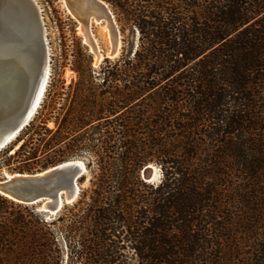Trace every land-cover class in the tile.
<instances>
[{
	"label": "trees",
	"instance_id": "16d2710c",
	"mask_svg": "<svg viewBox=\"0 0 264 264\" xmlns=\"http://www.w3.org/2000/svg\"><path fill=\"white\" fill-rule=\"evenodd\" d=\"M104 1L138 45L102 69L100 159L55 217L0 195V264H263L264 0Z\"/></svg>",
	"mask_w": 264,
	"mask_h": 264
},
{
	"label": "rangeland",
	"instance_id": "374dc122",
	"mask_svg": "<svg viewBox=\"0 0 264 264\" xmlns=\"http://www.w3.org/2000/svg\"><path fill=\"white\" fill-rule=\"evenodd\" d=\"M36 1L46 27L49 47L48 79L41 104L32 121L10 146L0 151V178L5 173L40 172L54 166L49 164L54 159H59L57 163L82 159L86 166L87 163L100 159L92 153L91 148L98 144L93 140L98 137L96 132L100 131L101 137L106 135L104 129L107 123L101 119V125L97 126V114L104 118L109 114L105 97L109 89L108 83H103L102 69L109 64L107 61L113 64L122 55H132L138 45L137 30L124 22L105 1L114 14L120 35L119 46L116 56L112 57L106 22L92 21L89 31L100 55L98 60L92 47L85 42L80 23L65 10L60 0ZM116 31L115 28L113 33ZM116 85L122 88L121 83ZM115 112L118 116L130 114L128 110L121 108L115 109ZM30 149H37L36 158L22 160V153L28 154ZM147 164L156 167L157 173L151 181L145 182L159 184L162 180L160 166L155 162ZM87 170L88 180L81 191L89 185L91 172L88 167ZM78 198L79 196L73 203ZM73 203L64 204L57 214Z\"/></svg>",
	"mask_w": 264,
	"mask_h": 264
},
{
	"label": "water",
	"instance_id": "95a60500",
	"mask_svg": "<svg viewBox=\"0 0 264 264\" xmlns=\"http://www.w3.org/2000/svg\"><path fill=\"white\" fill-rule=\"evenodd\" d=\"M60 1L78 23L89 24L103 16L112 20L117 31L110 54L115 57L119 31L109 5L103 0ZM46 36L36 0H0V151L15 141L41 104L44 92L37 99L49 63ZM87 171L82 159H71L36 173L4 175L0 195L54 217L64 204L77 199L88 180ZM141 173L147 181L151 168L145 166Z\"/></svg>",
	"mask_w": 264,
	"mask_h": 264
},
{
	"label": "bare ground",
	"instance_id": "6f19581e",
	"mask_svg": "<svg viewBox=\"0 0 264 264\" xmlns=\"http://www.w3.org/2000/svg\"><path fill=\"white\" fill-rule=\"evenodd\" d=\"M102 20H104L106 22V28L109 29V35H110L111 47H112V45L114 43V40H115V34L113 33V31H115V26H114V24H113V22H112V20L110 18L108 19V18H106V17L103 16L98 21H102ZM91 22L92 21H90L89 24H84V23H82V22L79 21V23H80V30L82 31V33L84 35L85 42L88 43L92 47V51L94 50V53L96 54V57L99 60L100 59V55H99V53L97 51L96 44L93 41V39L91 38V36H90L89 28H90ZM118 46H119V41H117V50H118ZM48 74H49V66L47 64L46 67L44 68V75L45 76H44L43 84H42V86H40V93H39V96H38L37 101L38 100H41L39 97L42 96V94H43V92L45 90L46 83H47V79H48ZM77 160H80V159H77ZM148 167L151 168V177L147 181H151L156 176V173H157L156 172V169H155L156 167H153V166H148ZM4 175H6L7 177H11L12 174L5 173Z\"/></svg>",
	"mask_w": 264,
	"mask_h": 264
}]
</instances>
